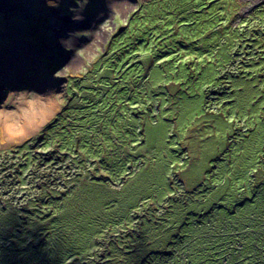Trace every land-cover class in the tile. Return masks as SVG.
I'll return each mask as SVG.
<instances>
[{"label":"rangeland","instance_id":"374dc122","mask_svg":"<svg viewBox=\"0 0 264 264\" xmlns=\"http://www.w3.org/2000/svg\"><path fill=\"white\" fill-rule=\"evenodd\" d=\"M23 1L32 5L23 8ZM188 2L215 3L208 16L220 26L205 34L198 24L189 26ZM11 8H0V203L7 205L0 211V264H139L165 249L159 232L171 220L192 228L205 222L197 233L206 231L197 241L204 248L199 264H264V203L252 204L241 219L246 227L213 210L218 198L240 202L242 190L264 198V191L255 194L264 185V0H16ZM179 17L189 24L182 33ZM169 21L174 27L160 26ZM194 31L199 42H190ZM147 53L148 64L138 69ZM119 81L127 82L128 94L113 88ZM79 96L83 122L71 130L73 150L61 153L70 156L61 167L71 172L48 169V180L40 169L28 180L45 149L35 152L28 140ZM99 156L113 160L108 170ZM214 159H222L212 175L218 184L206 177ZM61 178L64 186L51 188ZM231 179L237 188L222 187ZM75 183L91 185L51 220L16 224L10 197L22 198L20 205L44 201ZM111 196L110 212L118 217L107 221L109 212L96 230L85 224L92 210L85 203L97 210ZM62 219L81 228H66ZM175 249L178 256L179 244Z\"/></svg>","mask_w":264,"mask_h":264},{"label":"trees","instance_id":"16d2710c","mask_svg":"<svg viewBox=\"0 0 264 264\" xmlns=\"http://www.w3.org/2000/svg\"><path fill=\"white\" fill-rule=\"evenodd\" d=\"M201 1H203V0H201ZM188 4L194 9V11L192 12L191 20H190V25L188 24L189 26H191V24L192 25L198 24L203 29L204 34H205V31H209V30L211 31L214 26H220V23H218L216 25V22H215L216 20L214 18H209L210 14H211L210 11L211 12L213 11L212 7H209V6H213L215 3L210 2L207 6H204L203 3L199 4V2H198L197 7H193V4L190 2H188ZM222 17H224V16L222 15ZM211 19H214V20H211ZM177 21L178 22L176 24L179 23L178 24L179 31L182 33L183 30H186L184 27L186 25V23L181 22L180 17ZM208 22L211 23V26H207V25H209ZM174 23H173V21H169L167 23H162L160 26L169 25L171 27H174ZM149 24H151V23L147 24V29L144 31V35H143V41L144 42H145V39H147L149 37V34L152 32L151 31L152 27H149ZM188 25H186V26H188ZM152 26H157L156 22L153 23ZM220 28H222V26ZM158 29H159V27H158ZM146 31H148V32L146 33ZM197 34L198 33L196 31L193 32V38L190 37L191 38L190 42H199V41H197V39L199 38ZM142 58L144 59L143 64H139L138 69L145 67L148 64V62H149L148 60L150 58V55L147 53V55L145 54ZM155 60H157V61H155V64L153 65L154 69L156 68V62H159L160 59L156 58ZM151 70H152V68H151ZM127 73H129V71L124 73L123 76L127 77ZM103 82H106V81H103ZM111 83H112L113 88L116 89L117 91H124L126 94H128V92L125 91L127 88L124 87V84H126L127 82L119 81V82H111ZM102 85H103L104 89H107V85H110V84L102 83ZM79 89H80V87H79ZM84 89L87 90L88 92H89V90H93V91L95 90L93 87H85V86H84ZM119 94H120L119 96H124L123 92L119 93ZM115 95H116V93H115ZM84 101H85V97H82V96H79L78 98H72L69 101V105L64 106L63 108H61V110L57 111L54 114L53 118L45 126H43L41 128V130L38 132V134L36 136L31 137V139L28 140L31 143H27V144L33 145L32 148H35L34 149L35 152H36V149L40 146H44V148H45V149H43V151L40 154L37 155L38 156V164L36 166V170H34L32 174H30L31 176L28 178V180L32 181L33 179H35L36 173H38V171L40 169L41 170L45 169V178H47L48 180H50V178L52 176L51 174L48 176L46 175V171L48 169H54L56 173L61 172V170L64 171V169L66 170L65 172H67V170H69V171L71 170L69 167H66V168L61 167L62 166L61 164L64 163V160L68 159L70 157L68 154H61V153H64L65 151L73 150L74 145L76 144L75 139L73 137L74 135H73V133L71 134V130H73V127H75L78 124V122H83V117L78 116V112H79V105L78 104H80V103L82 104V103H84ZM68 114H69V116H68ZM136 118H138V116H136ZM140 118H141V116H140ZM74 119H75V121H73ZM76 119H78V121ZM84 132H87V129L81 128L80 133L86 136V133H84ZM139 135L140 134L138 133V135L136 137H138ZM139 144H141V142ZM139 147H145V142L143 145L138 146V148ZM136 150L137 149H135V151ZM109 151H119V149H112L111 148ZM128 152L130 154L131 151H128ZM117 153L118 152L111 154V155L115 157L116 156L115 154H117ZM219 160H222V159H214L213 160V165L210 167V170L206 173V177L208 178L207 180L210 179V181H211L215 177V176L212 177V175L214 173L213 170L218 165ZM96 161H97V163H99L98 165L104 164V167H103L104 170H108L107 164L109 165V164L113 163L112 159L107 158L104 160V159H102L101 156H99L96 159ZM92 165H95V164L92 163ZM117 166L119 167L120 165H117ZM232 166L234 167V164H232ZM69 173H67V174H69ZM235 179H231L230 181H224L222 187H225V188H227L229 186L236 187V185L234 184ZM68 180H69V178H68ZM90 180H92V181H104L106 179H100V178L93 177ZM215 180L217 181V184H218V182L220 181V177L216 175ZM63 182L64 181L62 178L61 179H53L51 181V183H52L51 188H59L61 186H64ZM90 185L87 183H85V184L75 183L71 187H67L65 185V187L62 188L61 194L58 196L45 197L44 201H38L36 199L29 198L27 200H24L23 205H20L22 198H18L15 195L10 197L12 199L11 200V203H12L11 206L14 208L16 214H18L17 219L19 222L16 224H19V226H21V225L22 226H25V225L32 226L36 222H41L44 220H51L54 217L53 214L56 211L59 212V211H61V209H63V207L66 204V201L69 198L71 199L73 196H75V198H77L78 194H79V190H80V192L82 190H87L88 186H90ZM99 187L103 188V184L102 185L99 184ZM216 187H218V185H215L210 190V192L212 190H214ZM207 191L208 190H206L204 192H207ZM242 191L246 194L241 197V199L242 198L243 199L240 202L235 203V204H227L226 202H224V198L222 197L223 199L222 198L217 199L218 203H216V205L213 207V210L216 211L217 213L220 210H222L223 211L222 218H224V216L227 218H230L232 220V222L235 224V226H237V227H241L240 225H244L246 227V224L244 222H241V219L248 218V215L246 213L249 209L252 208V204L254 202L264 203L263 197L262 198L257 197V196L255 197L253 195V192H251L250 190H242ZM258 191L257 192L255 191V194L260 193L261 191H264V185H262L261 188L258 189ZM11 192L12 191L10 190L9 194ZM261 195H262V192H261ZM50 202H57L58 203L56 210L52 211V210L47 209V210H45V213H44V211H42L44 209L43 206L48 205ZM30 204L33 205V207H29ZM85 204H88L87 206H91V209H92L91 212L87 215L88 221H86L85 224L86 223L89 224L91 227L94 228V230H96L97 225L102 222L101 221L102 218L107 217L109 212L112 210L111 208L113 206V200H112V196L106 197L104 200L101 201V204L99 205L97 210L94 209V206L89 205V202L85 203ZM214 204H212V206ZM212 206L210 205L209 207L212 208ZM260 208L264 209V206H262ZM6 210H7V205L3 201H1V203H0L1 213H5L3 211H6ZM217 213H216V215H217ZM210 214H211L210 212L209 213H201L200 216L205 217V216L210 215ZM114 216H117L116 213L115 212H113V214L111 213V215L107 221L113 220L112 217H114ZM57 218L61 219L59 217V215L57 216ZM14 219H15V217H14ZM9 220H10V223L8 225L6 223L4 224L5 226H7V229L2 230L4 232L3 236L7 235L11 230V227L9 229L8 226H10V224L13 222V219L10 218ZM62 220L66 223V228L67 227L69 228V226H71L73 224H77L81 228V223L77 222V223L69 224L66 219H62ZM173 224H174V222L171 220V224L166 229H163V230H161V232H159V234H161V240L164 239L162 242L165 243V249L161 250L160 252H155L153 254H149V255L147 254L148 256L147 255H146L147 257L144 256L141 259V261L139 262V264H199V258L201 256L199 254H200V252L204 251V248H202V249L199 248V246H197V241L198 240L202 241V240L206 239V231L201 233L200 236L197 233L199 231L205 229V227H204L205 222H201L202 227H199V228H198V226H195L194 228H192V226H191L192 224L189 226L182 225V224H179V225L177 224V226H173ZM189 230H193L195 235L192 237H189L185 233V231H189ZM27 232L28 231H26V233ZM80 234H83V233L80 231ZM5 242H6V240H5ZM178 244L180 246L181 252L177 256L175 254V251H176L175 248ZM203 247H205L204 244H203ZM234 249L237 250V248H234ZM261 249L263 250V248H261ZM56 252H58V251H56ZM228 254L231 256L234 255L231 253H228ZM247 261L248 260H246V259L240 260V264H245ZM85 262H86L85 264H102L100 262H95L92 259H87V260H85ZM250 264H253V263H250Z\"/></svg>","mask_w":264,"mask_h":264},{"label":"bare ground","instance_id":"6f19581e","mask_svg":"<svg viewBox=\"0 0 264 264\" xmlns=\"http://www.w3.org/2000/svg\"><path fill=\"white\" fill-rule=\"evenodd\" d=\"M15 2H16V0H0V8L2 9V11H5V12H8L9 10H10V8L12 7V6H14L15 5ZM27 5V6H26ZM30 5H32V2H28V1H23V3H22V7L23 8H29V6ZM21 7V8H22ZM14 9L15 8H11V11L13 12L14 11ZM190 49V48H189ZM7 54L3 57L4 58V60H3V62L4 61H6V59H7ZM2 62V63H3ZM150 72V71H149Z\"/></svg>","mask_w":264,"mask_h":264}]
</instances>
